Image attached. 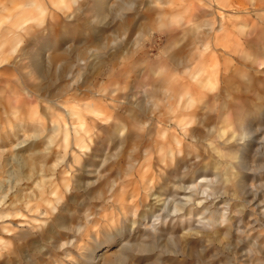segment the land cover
I'll list each match as a JSON object with an SVG mask.
<instances>
[{
	"label": "rangeland",
	"instance_id": "374dc122",
	"mask_svg": "<svg viewBox=\"0 0 264 264\" xmlns=\"http://www.w3.org/2000/svg\"><path fill=\"white\" fill-rule=\"evenodd\" d=\"M15 1L17 5L9 0H0V36L8 34L7 27L15 23L16 18L25 15L28 18L24 26L38 30L42 28L39 25L43 20L53 22L56 15L62 17V8L72 2ZM118 1L109 0L108 4L116 8ZM123 1L131 3V7L120 13L113 9L107 24H101L99 33H60L50 40L64 49L76 45L80 51H91V55H97L96 65L88 66L78 76L79 94L82 93L80 101H70L62 107L67 123L62 121L51 103L41 98L35 105H27V96L20 89L17 90V96L7 93V98H2L3 102L18 98L19 107L14 110L10 105L9 108L3 103L0 105V160L4 167L0 170V264H264V150H260L259 146L264 133H259L260 136L256 134L258 130L263 129L264 132V110L249 118L250 122L244 126L247 130L245 137L238 133L236 137L221 139L222 117L227 111L224 109V100L217 104L216 110L209 111L206 108V111L201 112L199 102L192 110L186 109V104L171 92L184 86L193 89L201 83L209 87L210 82L206 79L212 70L210 60H214L216 70L218 67L219 71L224 72L223 61L234 59L221 60L220 54L212 50L208 39L197 44L191 36L177 40L173 46L174 41L168 40L156 29L141 35L140 27H135L131 33H122L118 27L125 17L127 22H140L142 26L147 25L148 21L154 22L160 13L184 12L187 5L207 8L209 2L174 0L173 4V0ZM262 3L264 0H239L226 11L240 12V16L233 17L236 21L238 17L250 16L247 11L253 8L249 4L254 6ZM260 9L264 10V6ZM205 20V17H198L194 22L205 23ZM257 22L251 40L257 34L259 38L264 31V17ZM91 24L89 21L88 28L94 26ZM206 30L202 25L200 38ZM19 32L23 33L21 30ZM136 33L140 34V38ZM260 38L262 42L264 38ZM36 40L39 39L32 38L28 46H35ZM95 41L106 47H97L92 44ZM242 41L245 46L246 33ZM223 42L230 52L239 49L236 40L231 44ZM55 52L46 51L44 54L48 57ZM249 52L264 55L261 49ZM175 54L176 58L172 62L169 57ZM28 62L26 60L23 65ZM156 65L170 67L156 78L157 75L152 76L153 71L158 69ZM202 69L204 71L199 74ZM259 69L263 70V67ZM28 71L24 69L22 73L29 76ZM45 72L42 71L43 75L38 81L30 78L26 80L27 93L45 88L47 83L51 84ZM20 73L12 69L2 71L0 81L15 86V78L20 77ZM49 79L52 80L51 75ZM242 80L238 75L235 78L237 84H242ZM68 81L64 84L59 82L55 90L66 86ZM146 81L153 82L157 91H154L153 86L151 90L145 88ZM52 83H56V80ZM214 83L217 84L216 79L210 84ZM109 87L117 88L113 94L117 101L105 98L104 102H98L90 95L91 90L103 95ZM242 89L243 95L252 97L253 94L244 83ZM62 93L63 90L58 94ZM134 95L138 97L136 105L139 107L132 104ZM133 108L141 114L138 115L139 120H142L139 121L140 125L132 121L130 112ZM191 111L199 114L200 121L193 123L188 118L187 114ZM146 120L150 121L147 123ZM96 123L110 128V135L105 136L93 129ZM119 123H127L128 129L118 132L115 128ZM190 127L194 128L193 132L184 135L190 131ZM92 135L96 136L94 142L91 141ZM176 140L181 141L182 146H177ZM216 147L222 148V152L217 153ZM90 148H95L91 162L93 169L81 174L79 166ZM182 149L183 154L180 153ZM171 150L174 151L173 156ZM43 158L48 161L44 162ZM29 159L48 170L40 171L30 181H19L22 170H25L26 177L30 174L26 167L22 169ZM79 159L80 164H77ZM164 159L166 162H163ZM259 165L263 169L256 171L255 166ZM78 173L85 176L84 187L72 190V193L66 192V186H72V180ZM184 176L193 180L192 187L187 191L193 194L190 200H185L182 192L176 190L175 184ZM87 186L89 188H85ZM162 193L169 201L176 197L187 203L184 210L175 212L172 206L158 202L157 196ZM59 198H64V202L59 204ZM62 204H65V210L61 209ZM52 206L60 208L55 214L57 218L51 215Z\"/></svg>",
	"mask_w": 264,
	"mask_h": 264
},
{
	"label": "bare ground",
	"instance_id": "6f19581e",
	"mask_svg": "<svg viewBox=\"0 0 264 264\" xmlns=\"http://www.w3.org/2000/svg\"><path fill=\"white\" fill-rule=\"evenodd\" d=\"M238 1L239 0H207V2H209V5L207 6V8H205L206 6L201 8L199 6L198 7H193V6L187 5L188 7L187 8L185 7L184 12L171 13V14H169V13H167V14L162 13L161 14L160 13V15L157 16V18L154 20V22L153 21H150V22L148 21L146 23L147 25H143L142 24V26L139 25L140 22H138V24H133V23L127 22L126 21V17H125V21H121L120 20L121 21L120 24L118 23L119 24V26H118L119 27V31H121L122 33L125 32V31L126 32L130 31V33H131L132 29H134L135 27H140L139 30L142 32L141 35H144L147 31H153V30L156 29L155 31H160L159 33H161L162 35L167 37L168 40L174 41L173 42L174 43L173 46L175 45V43L178 42L177 40H179V41L180 40H185V39L190 38L191 36L195 38L194 42L197 43V44H200V43L202 44V43H204L205 40L207 41V39H208L209 43H210V45L212 47V50L215 53L220 54L221 60L227 59V58L234 59L232 61H230V60L229 61H225V60L223 61V68H224L223 71L224 72H222V70L219 71L218 67H217V70H216V66H215L214 60H210V64H211L212 70L210 71L209 75L207 74L209 77H208V79H206V81L208 80V82L211 83V82H213L216 79L217 80V84H215V83L214 84H210L209 83V87H208V85H203L201 83L198 87L193 88V89H188V88H186L184 86L182 88H176V89L171 91L172 95L174 94V95L178 96V98L180 99V102L183 101L184 104H186V109L190 108L192 110V108L195 106V104L197 102H199V104H200L199 107H201V112L202 111H206L207 109L209 111L216 110L217 109V104H219V102L221 100H224V104H223L224 105V109L227 110V111H226L225 115L222 117V125H223L222 130H223V133H222V138L221 139H223L225 137H228V136H230L232 138L236 137L238 133H240L242 136L245 137L244 134L246 133L247 130L245 131L244 126L247 125L248 122H250L249 118L253 114L260 113V112H262V110H264V55L263 56H259L257 54L252 53V52H249V51H257V50L259 51V49H261V51L264 52V39L261 42V38H260V37L264 38V31L262 32V34H261V36L259 38H257V36H258V34H257L256 38L251 40L252 39L251 36L254 34V30L253 29H254V26L256 25V22L259 21V20H263V17H264L263 11L264 10L260 9V7H263L264 4L262 3L263 5L258 4V5H254V6H253V4H249V5H252L251 8H253V9H250V10L247 11V14L250 15V16L249 17H243V18H239L238 17V19L236 21H234L233 17L235 15H238V14L240 16L241 13L237 12V11H226V10L231 8V7H234L236 5V2H238ZM9 2L12 3L13 5H17L18 4V2H16L15 0H9ZM108 2H109V0H72V2L66 3L64 5V7L62 8V11L64 13V15H62V17H60L59 15H56L55 18L53 19V22H46V19L43 20L41 22V24L39 25L42 28H39L38 30H36L35 27H31V26L30 27H25L24 26L25 23H26V19L28 18V17H26L27 15L21 16L20 18L19 17L16 18V22L13 23L10 27H7L8 34L0 36V73L2 71L3 72L4 71H8L9 69L16 70V71H19L21 73H20V77L15 78V81H14L15 86H11L10 83H8V82L0 81V98H1L0 99V105H2V103H3V105H6L7 108H9L8 105H10L11 107L14 108V110L17 109L19 107L18 98L15 97L14 99H9L11 101V103H9L10 101L7 102L6 100L3 102L2 100H4V99H2V98L3 97L5 98V95L7 93L13 94V96H17V90L20 89L27 96V100H28L26 102L27 105H29V104L30 105H35L37 103L38 99L41 98L44 101L51 103V105L55 109L54 111L59 114V117L62 119V121L67 123V117H66L65 113L63 112L62 107H63V105H65L66 103H69L70 101L73 102V103H78L80 101L82 93L79 94L80 78H78V76L81 74L80 72L82 70H84L85 68H87L88 66L94 67L96 65L95 61H96L97 55H95V53H93V55H91L90 54L91 51L88 52V53H86L87 51L86 52L85 51H80V50H78V46H76V45L73 46V47H70L71 49L70 48L64 49V48H61L60 45L54 44L50 40L53 39L54 36H56L57 34H60V33L71 34L72 32L73 33H77L79 31H83L85 33H96L98 31V33H99V31L101 30L100 28L107 24V22H108V20L110 18V15L113 14V9L115 10L116 13H120L124 9H127L128 7H131L130 6L131 3H128L127 1H123V0H119L117 2L116 8H115V6L114 7H110ZM172 2L174 4V0ZM148 3H150V2H148ZM169 5H170V3H169ZM241 5H243V4H241ZM74 7L76 9H74ZM159 7H162V6L159 5ZM163 7H165V6H163ZM244 7H245V5H244ZM171 8H172V6H171ZM229 14H230V16H227ZM198 17H205L206 18L205 23H195L194 20L196 18H198ZM145 18H143V19H145ZM170 18H172V20ZM252 19H254V20H252ZM89 21L92 22L91 25L94 24V26L92 28H88L89 27L88 26L89 25ZM43 24H45V25L43 26ZM101 24H102V26H101ZM248 24H251V27H250V25L248 26ZM202 25H204L207 28V30H206V32L203 33L204 36L202 38H200L199 37L200 36L199 32H200V28H201ZM247 27L248 28L250 27V29L247 30L246 29ZM89 29H90V31H88ZM233 29L235 31H233ZM20 30L23 31V33H20L19 32ZM108 30L110 31V29H108ZM245 33H246L247 42H246V44L244 46L243 45L244 42L242 41V39H244ZM137 35L139 36L140 34H137ZM152 35L153 34H151V36ZM32 38H38L39 40H36L35 46L29 47L28 46V42ZM139 38H140V36H139ZM134 39H132V40H134ZM91 40H89V41H91ZM235 40H236V43L238 44L239 49L234 50L233 52H230L228 46H226V44L223 41H225L226 43L228 42L229 44H231ZM117 42H119V41H117ZM79 43H80V41H79ZM92 44H96L97 47H99V46H101L102 48L106 47V45L105 44L102 45L101 42L99 44H97V41L93 42ZM222 44H223V46H222ZM259 45H260V47H259ZM254 47H256L257 50ZM53 50H55L56 52L52 56L49 55L48 57H46L44 52L53 51ZM191 50L192 51H191V54H190V58H192V55H193V49H191ZM198 50H199V48H198ZM94 51H96V50H94ZM203 53H205V52H203ZM169 58L172 61L173 58H176V54L172 55ZM26 60H29L28 64L23 65ZM188 60H189V58H188ZM247 60H250V63H249L250 65L247 63ZM238 61H240V63H238ZM35 62H37V64ZM189 63H190V60H189ZM38 64H39V66H38ZM187 64L188 63H186V65ZM170 65H173V64H170ZM157 67H158V69H155V71H153V74H152V76L157 75L156 78L159 77L160 74H164V72L167 71V69L170 66L168 67V66H163V65L161 66L160 65V66H157ZM259 67H263V70L259 69ZM24 69L25 70H29L28 71V75L29 76H27L24 73H22L24 71ZM147 69H148V67H147ZM43 70H46L45 73L47 75H49V76L51 75V79L52 80L49 79V76L47 77L48 78V82L51 83V84L47 83L45 88L38 89V91L35 90V92L27 93L26 92L27 88H26V85H25L26 80L30 78L32 80L38 81L39 77H41L43 75L42 74ZM215 70H216V72H215ZM176 71H177V69H176ZM203 71L204 70L202 69V71H200L199 74L201 72H203ZM206 71H208V70H206ZM197 73H198V71H197ZM177 74H179V73H177ZM179 75H181V74H179ZM193 75H195V73ZM237 75L240 76L243 79L242 80V84H240V82L238 84L235 82V78H236ZM85 77L88 80L87 76H85ZM195 77H196V75H195ZM198 77H199V75L197 76V78ZM149 78H151V76H149ZM183 79H185V78H183ZM55 80H56V83H52ZM98 80H99V78H98ZM161 80L162 79H160V81ZM67 81H68V83H67L66 86L55 90V88H57L56 86H57V84L59 82H63V84H64V82H67ZM204 81L205 80H203V82ZM146 82H148V83L144 84L145 88H148V90H151L152 86H153L154 91L156 90V88L154 87L153 82L152 83H151V81L150 82L146 81ZM243 83L245 84V86L248 89V91L253 94L252 97H248V96L242 94V92H243V89H242ZM130 85H132V84H130ZM125 88H127V87H125ZM54 90L56 92L55 93L56 95H54V93H53ZM61 90H63L64 93L59 95L58 93ZM86 90L88 91V89H86ZM116 90H117V88L113 89L112 87L111 88L109 87L104 92L105 94L102 93L103 95L100 94L101 92L97 93L94 90H91L90 95H91V97L93 99H95V101H98V102H101V101L104 102L105 100H103V99H105V98L110 99L112 101H117L118 99H114V97H113L114 96L113 94H115V92H117ZM87 91H85V92L88 93ZM144 91H145V89H144ZM126 93H127V91H126ZM130 94L131 93H129V95ZM133 98H134V100H133L134 102L132 104L133 105L138 104V103H136L138 97L134 95ZM89 99H90V97H89ZM127 99H128V97H127ZM147 99L150 100L148 97H147ZM196 99H198V101ZM131 101H132V99H131ZM143 106L145 107V105H143ZM137 107H139V106H137ZM149 107H150V103H149ZM141 108H142V106H141ZM127 111H129V110H127ZM107 112H108V110H107ZM190 113H188L187 116H188V118H190L191 120L194 121L193 123H196L197 121H200V120H198V115H199L198 113L194 114L193 111H191ZM130 115L132 117V121L134 122V124L140 125L139 121L142 122V120H139L140 116H138V115H141V114H139V112L133 108V110L130 112ZM213 118H215V117H213ZM101 122L102 121H100V123ZM146 122H147V120H146ZM252 123H250V125H252ZM126 125H125V123H119L116 126L115 130H118V132H119V130H120V132L121 131H126L128 129V124L126 123ZM142 125H143V123H142ZM147 126H148V124H147ZM252 126H254V125H252ZM178 127L182 128L181 125H178ZM215 128H216V126H215ZM93 129H96V130L100 131L101 134H103L105 136H109L110 133L112 132V130L110 128H104V126H102L101 124H98V123H96V125L94 126ZM167 130L169 132V129H167ZM188 130H190V131L185 133L184 135L187 136V134L189 135L190 133H192L194 128L190 127V128H188ZM262 130L256 131V134L259 135V133H261V135H262L264 133ZM252 132H254V131L252 130ZM95 139H96V136L92 135L91 136V141L94 142ZM242 139L244 140V138H242ZM181 141H182V139H181ZM181 141L179 142V141L176 140L177 146H182ZM163 142H165V141H163ZM236 142H238V141H236ZM241 142H242V140H241ZM250 142H252V141H250ZM250 145H252V144H250ZM259 146H260V150H264V137L260 140ZM81 147H82V149L85 148V146H81ZM118 147H119V145H118ZM121 147L122 146H120V148ZM187 147H189V146H187ZM143 148H144V146H143ZM121 150H120V152H121ZM88 151L89 152L86 154L85 160L81 164H80V159H79V161H77V164H80L79 168H81V169H79V172H81V174H82V172L87 171L88 169H93V165L91 164V162H92V158L94 156L93 153L95 152V148L94 149L90 148ZM186 152H188V151H186ZM216 152L217 153L222 152V148L216 147ZM237 152H238V150H237ZM180 153L183 154L184 153V149H182L180 151ZM170 154L173 156L174 155V151L171 150ZM237 157H239V156H237ZM104 159H106V156L104 157ZM133 159H134V157H133ZM4 161L6 162V160H4ZM45 161H48V159L47 158L44 159V162ZM184 161H186V160H184ZM262 161L264 162V158L262 159ZM163 162H166L165 159H164ZM218 163H220V162H218ZM134 164H135V162H134ZM133 165L131 167H133ZM2 166H3V162L1 163V160H0V170H3L4 167L2 168ZM170 166H171V164H170ZM25 167L27 168V171L30 172V174H28V177H26L25 173H24L25 170L24 171L22 170L21 173H19V181H23L24 179H27V181H30L32 178L37 176L40 173V171L41 172H46L48 170L46 167H44L43 165H40L38 162H35L32 159H29L28 161H26L22 169H25ZM164 167H165V165H164ZM255 168H256V171H259V170L263 169V166L259 165L258 167L255 166ZM162 171L163 170H161V173H164V171L163 172ZM234 171H235V169H234ZM206 172H205V174H206ZM187 173H189V172H187ZM241 174H243V173L241 172ZM185 176L177 184H175V183L174 184L177 187L176 190H178V192L179 191L182 192V194L184 196V199L185 200H188V199L190 200L193 197V194L190 195V193H187V191L190 190V187H192L193 180H191L192 178L190 179V178H187ZM203 176H205V175H203ZM243 176H245V175H243ZM84 177L85 176L79 175V173H78V175L74 178V180H72V186H71V184L66 186V188H67L66 192H68V191L71 192L72 190L75 191L76 189L83 188L84 187V183H85V178ZM201 183H203V181ZM85 188H89V187L87 186ZM178 192H177V194H178ZM221 192H223V191H221ZM165 196L166 195L164 193L158 195L157 196L158 202H163L165 206H167V205L172 206L174 208L175 212H182L184 210L185 206L187 205V203L177 199L176 197L173 198L172 201H169L167 199V197H165ZM173 196H175V195H173ZM206 201H207V199H206ZM63 202H64V198H61V199L59 198L58 199V203L59 204H61ZM48 203L50 204V202H48ZM65 204H67V203H65ZM65 204H62V206H61L62 210H65V207H64ZM59 209L60 208L52 206V208H51L52 214L51 215H52L53 218H57V217H55V214H56V212L57 213L59 212ZM196 209H197V207H196ZM189 212H190V210H189ZM198 212H200V211H198ZM186 213H187V211H186ZM63 225H65V224H63Z\"/></svg>",
	"mask_w": 264,
	"mask_h": 264
}]
</instances>
